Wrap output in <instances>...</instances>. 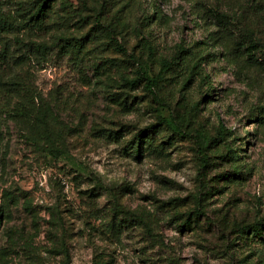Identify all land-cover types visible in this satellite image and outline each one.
Returning a JSON list of instances; mask_svg holds the SVG:
<instances>
[{"label": "rangeland", "instance_id": "obj_1", "mask_svg": "<svg viewBox=\"0 0 264 264\" xmlns=\"http://www.w3.org/2000/svg\"><path fill=\"white\" fill-rule=\"evenodd\" d=\"M60 2L44 52L0 29V264H264V0Z\"/></svg>", "mask_w": 264, "mask_h": 264}, {"label": "trees", "instance_id": "obj_2", "mask_svg": "<svg viewBox=\"0 0 264 264\" xmlns=\"http://www.w3.org/2000/svg\"><path fill=\"white\" fill-rule=\"evenodd\" d=\"M57 1L58 0H4L3 2H0V29L6 33H13L15 35L17 44L21 45V48H23L22 54L28 55V52H31L32 49L35 51L44 52V50L48 47V44L43 41H31L29 42V44H24V40L22 41V39L20 38V33L38 36L39 32L45 33L48 29H50L51 26L58 24L59 21L53 16L55 4ZM60 3L64 4L65 6L70 5L69 0H61ZM261 3L262 2L259 1L256 4L260 5ZM7 4L13 6V8H11L13 9V12L3 11V7H5ZM202 16H210L214 19L216 25L222 27L223 29H227L230 32H234L233 29L231 30L230 28L232 27L230 25H233L231 24L232 22L230 15L226 12L218 9H210L208 14L203 13ZM246 36V34L240 33L239 36L235 37L232 40V45L237 47L242 45L243 49L247 52V55L252 56V50H256L257 46L252 41V39H249L248 41L245 40ZM59 40L64 41V44H67L69 41L68 38L61 37ZM71 46H73L74 48H79L80 44L79 42H76ZM192 55L194 56L193 53H189V55L185 57L186 69L190 67V76L194 74V71L196 72L199 69V63L197 60L194 61L192 59ZM170 64L172 65V63L169 62L164 63L159 67L158 70H152L148 69L143 63L142 67H139V74H137L133 78L124 79V85L127 88L133 89L143 82L144 86L147 87L150 92L154 93L155 90H158L157 88H160V86L162 85V81H164V79L166 78V75H168V73L172 71V66ZM123 92L126 93L125 98L127 99V92L125 90ZM161 125L168 127L175 133L180 132V127L179 125H177L174 119L158 115L157 123H151L148 126L139 129L131 140V148L133 149L137 158L141 157L143 144L146 142L150 144V142L148 141L149 134L155 132ZM110 132H112V130H110ZM114 133L115 139H118L120 137L119 131L116 130L114 131ZM111 135L112 134H110V136ZM245 143H247V141Z\"/></svg>", "mask_w": 264, "mask_h": 264}]
</instances>
